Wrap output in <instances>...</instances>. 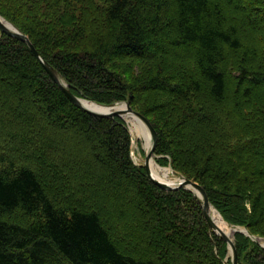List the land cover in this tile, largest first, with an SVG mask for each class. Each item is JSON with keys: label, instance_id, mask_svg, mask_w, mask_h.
Instances as JSON below:
<instances>
[{"label": "trees", "instance_id": "obj_1", "mask_svg": "<svg viewBox=\"0 0 264 264\" xmlns=\"http://www.w3.org/2000/svg\"><path fill=\"white\" fill-rule=\"evenodd\" d=\"M3 1L0 15L76 96L148 97L159 124L134 108L155 150L226 220L264 237V0H97L92 14L95 0ZM73 3L87 17L73 18ZM12 140L48 161L43 174L0 151V264H215L213 244L227 246L192 190H164L134 163L120 116L75 106L25 42L0 33V142ZM54 177L69 197L54 195Z\"/></svg>", "mask_w": 264, "mask_h": 264}, {"label": "rangeland", "instance_id": "obj_2", "mask_svg": "<svg viewBox=\"0 0 264 264\" xmlns=\"http://www.w3.org/2000/svg\"><path fill=\"white\" fill-rule=\"evenodd\" d=\"M0 4H4V1L0 0ZM73 5L75 6V9H73L74 11L72 13V16H73V18H80V19L81 18L84 19L85 17H87L85 15H87L89 13L92 14V12L99 11L102 9V5L97 0H95L94 3L91 5V10L89 11V13L85 12L88 9L86 7V5L80 4V3H78V4L73 3ZM12 13L15 17H17L21 12L18 10H12L11 14ZM1 17H3V16H1ZM4 19H6V18H4ZM30 25L33 26L34 23L30 22ZM90 90L92 92H95L96 94H99V95H106V91L103 88H97L96 87L95 89L90 88ZM126 92L128 93L127 90H126ZM129 93L130 94H129V96H127V98L130 99L133 97V93H131V92H129ZM109 94H110L109 95L110 98H112L116 95L115 92L109 93ZM81 98H83V97H81ZM138 98L141 100V101H139L140 102L139 105L133 104V106L136 109H139L140 111L146 113L150 119H153L154 121H156V123L159 124L158 117L156 118V116H154V114L148 113V110L144 109L147 107L146 102L148 100V97H146L144 95H138ZM84 99H86V98H84ZM87 100H90V99H87ZM90 101H92V100H90ZM126 101L127 100H125V101L123 100L121 102H117L116 104L118 106L124 107ZM134 107H132V108L134 110H136ZM128 116H130V115L126 114L124 116H121L120 120L127 126L128 130L130 132V135H131V151H130V153H131L132 159H133L135 164L143 165L145 153L148 149L146 148V146L144 144L145 142H144L143 137L142 136L138 137V135H136V133H134V131L131 130V128H130L131 124L129 121L130 119L126 118ZM4 147H7L9 149V151L13 152L17 157L27 160L34 167V169L37 172L43 173V174L46 173V170H43V169H44V165H45V159H47V158H45L44 153H47V152H45L43 150H42L43 152H36L38 150L32 151V148H34L33 146H31V147L30 146H26V147L21 146L17 140L5 141V143H3V144L0 142V151ZM152 159H153L154 163L156 164V166H158L160 169H167V168L169 169L170 168L169 174H168L169 177L171 176V178H179V179L184 177L181 174L182 172H177L171 168V166L169 164L170 156H169V153L167 150H165V151L154 150V153L152 154ZM47 161H48V159H47ZM138 174H139L138 170H135L132 172V175H134L136 177L138 176ZM62 175L64 176L65 174L63 173ZM48 180H49L48 181L49 186L51 188V191L54 193V195L59 196V198L69 197L70 194L67 193L66 191H64V190H67L66 188L68 186L67 182L64 179H62L61 177L60 178L54 177L52 179L49 178ZM144 190L147 192V194H151L153 196L154 195H160V193L156 189L150 187L147 184H144ZM191 206H193V203ZM214 210H216L218 212L221 219L226 224V227L229 229L230 234H232L230 236H231L233 242L235 239V241L238 243V250H239V256H240L241 261L244 264H264V261H263V259H264V257H263L264 256V237L253 235V236H255L256 239L255 240L252 239V237L250 236V233L245 231V228H246L245 225L230 222V221L226 220L216 208H214ZM197 223H198V225L201 226V223L199 220L197 221ZM226 245L227 246H225L224 244L223 245L219 244V247H217L216 245L213 244V250L216 254L215 264H221L220 261L218 260L219 255L222 256L223 264H231V251H230L229 245L227 243H226Z\"/></svg>", "mask_w": 264, "mask_h": 264}, {"label": "water", "instance_id": "obj_3", "mask_svg": "<svg viewBox=\"0 0 264 264\" xmlns=\"http://www.w3.org/2000/svg\"><path fill=\"white\" fill-rule=\"evenodd\" d=\"M0 33L7 34L11 37L17 38V39L25 42L28 45L31 52L40 60L41 64L43 65L45 71L50 76V78L58 85V87L61 89V91L64 93V95L70 100V102H72L78 108L84 110L85 112H87L89 114H92L94 116H99V117L113 116V115H118L121 117V116H124L126 114H132V115H135L138 118H140L144 122L145 126L147 127L148 132H149L150 137H151V144H150L149 149L145 153L144 164H143V166L146 170L147 176L154 183H156L160 188H162L164 190H172V189H177L180 187H184L186 189L192 190L201 200L204 218H205L206 222L208 223L212 232H214L216 235H218L222 240H224L229 245V248L231 251V264H238L237 252H236V248H235V245H234V242H233L231 236L226 234L224 231H222V229L216 225V223L214 222V220L212 218V210L214 208L209 202V198L207 196L205 189L200 184L195 182L194 180L186 178V177L180 178V180L176 183H168V182L162 181L160 179H157L156 177L153 176L151 168H150V160L152 159V154L154 153V150L156 147L157 133H156L155 129L153 128L152 124L150 123V121L148 120V118L146 116H144L139 111L134 110L131 107L129 101H126L125 106L122 108H118L117 107L118 105L116 103L100 104V105H103L105 107L110 108L107 111H100V112L94 111V110H91V109L85 107L81 103V97L76 96L75 94H73L71 92V90L68 88L67 84L60 78L56 69L40 57L38 51L36 50L34 45L31 43L29 37L26 34L22 33L12 23H10L9 21H7L6 19H4L1 16H0ZM245 231L249 233L247 228H245ZM250 236L252 237V239H254V240L256 239L255 236H253L251 234H250Z\"/></svg>", "mask_w": 264, "mask_h": 264}, {"label": "bare ground", "instance_id": "obj_4", "mask_svg": "<svg viewBox=\"0 0 264 264\" xmlns=\"http://www.w3.org/2000/svg\"><path fill=\"white\" fill-rule=\"evenodd\" d=\"M81 103L85 107H87L91 110H94V111L100 112V111H107L110 109L108 107L100 105L99 103H97L95 101H90V100H87L84 98H81ZM117 107L122 108L123 106H117ZM129 115L130 116H128L126 118L130 119L129 121L131 124V126H130L131 130H133L134 133H136V135H138V137L139 136L143 137L144 142H145L144 144H145L146 148L149 149L150 144H151V137H150V134L148 132L147 127L145 126L144 122L140 118H138L137 116L132 115V114H129ZM150 168H151L153 176L156 177L157 179H160V180L168 182V183H176L180 180L179 178H171V176L169 177L168 174H169L170 168L169 169L168 168L167 169H160L158 166H156L153 159L150 160ZM212 218H213L214 222L216 223V225L222 229V231H224L228 235H232V234H230L229 229L226 227V224L223 222V220L221 219L218 212L214 209L212 210Z\"/></svg>", "mask_w": 264, "mask_h": 264}]
</instances>
